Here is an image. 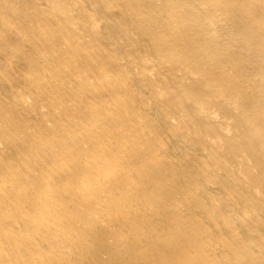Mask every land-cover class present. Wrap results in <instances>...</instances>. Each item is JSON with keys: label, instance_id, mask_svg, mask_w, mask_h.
Segmentation results:
<instances>
[{"label": "bare ground", "instance_id": "bare-ground-1", "mask_svg": "<svg viewBox=\"0 0 264 264\" xmlns=\"http://www.w3.org/2000/svg\"><path fill=\"white\" fill-rule=\"evenodd\" d=\"M0 264H264V0H0Z\"/></svg>", "mask_w": 264, "mask_h": 264}]
</instances>
